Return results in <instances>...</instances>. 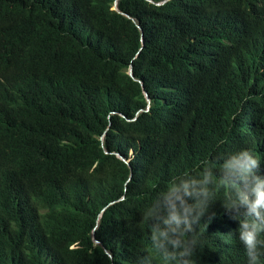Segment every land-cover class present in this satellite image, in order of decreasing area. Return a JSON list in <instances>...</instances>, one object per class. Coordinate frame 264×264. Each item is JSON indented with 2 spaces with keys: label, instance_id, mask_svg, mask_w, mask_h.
I'll return each mask as SVG.
<instances>
[{
  "label": "trees",
  "instance_id": "trees-1",
  "mask_svg": "<svg viewBox=\"0 0 264 264\" xmlns=\"http://www.w3.org/2000/svg\"><path fill=\"white\" fill-rule=\"evenodd\" d=\"M241 150L264 176V0H0V264H175L153 217L197 200L191 264H248Z\"/></svg>",
  "mask_w": 264,
  "mask_h": 264
},
{
  "label": "clouds",
  "instance_id": "clouds-1",
  "mask_svg": "<svg viewBox=\"0 0 264 264\" xmlns=\"http://www.w3.org/2000/svg\"><path fill=\"white\" fill-rule=\"evenodd\" d=\"M260 162L247 150H241L231 155V158L222 166L221 172L227 176L214 179L218 186L227 187L230 195L224 202L228 209H235L233 219L239 221L238 235L248 258V264H262L264 257V176L259 174ZM231 177V178H228ZM209 202L197 200L193 205L181 201L180 207L175 204L169 209V219L164 221V227L157 223L152 224L153 246L166 261L175 264H191L188 259L192 255L197 241L187 238L193 232L189 215L196 213L194 219L199 222L208 209ZM152 208L145 213L144 219L149 221ZM184 227H181V224Z\"/></svg>",
  "mask_w": 264,
  "mask_h": 264
},
{
  "label": "water",
  "instance_id": "water-1",
  "mask_svg": "<svg viewBox=\"0 0 264 264\" xmlns=\"http://www.w3.org/2000/svg\"><path fill=\"white\" fill-rule=\"evenodd\" d=\"M128 74L131 75V70L130 69L128 70Z\"/></svg>",
  "mask_w": 264,
  "mask_h": 264
}]
</instances>
